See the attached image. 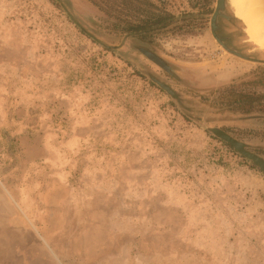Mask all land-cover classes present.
<instances>
[{
	"label": "rangeland",
	"instance_id": "374dc122",
	"mask_svg": "<svg viewBox=\"0 0 264 264\" xmlns=\"http://www.w3.org/2000/svg\"><path fill=\"white\" fill-rule=\"evenodd\" d=\"M215 4L0 0V264H264V172L209 130L264 158V50Z\"/></svg>",
	"mask_w": 264,
	"mask_h": 264
},
{
	"label": "water",
	"instance_id": "95a60500",
	"mask_svg": "<svg viewBox=\"0 0 264 264\" xmlns=\"http://www.w3.org/2000/svg\"><path fill=\"white\" fill-rule=\"evenodd\" d=\"M227 6H229L227 0H216L215 8H214V10H213V12L211 13V16H210V31H211V34H212L213 38L215 39V41L224 50H226L230 54H233L235 56H238V57H241V58H244V59H253L249 55L240 52V50H238L234 46H232V45L227 43V42H229L230 38H229L228 35H226L225 33L222 32L221 20L222 19H226V20L238 19L239 20V18L236 17L231 10H230L231 13L228 11ZM61 7L63 8V10L65 12H67V9H66V7L64 5L61 4ZM138 50L147 59H149L151 62H153L154 64L158 65L162 69H164L166 72H168V73H172L173 72L170 63L165 58H163L162 56L158 55L157 53H155L152 50H150L148 48H145V47H139ZM253 60L264 63V59H253ZM153 80L162 89H164L168 94H170L172 96L175 95V91L169 85H167L164 82L159 81L156 78H153ZM209 130L216 137H218L221 140L229 143L239 154H241L242 156H244V157L252 160L253 162H255L260 167V169L264 172V158L262 156H260V155H258L256 153L248 150L245 147V144L243 142L235 139L233 136H231L230 134H228L226 131H224L221 128L211 127V128H209Z\"/></svg>",
	"mask_w": 264,
	"mask_h": 264
},
{
	"label": "bare ground",
	"instance_id": "6f19581e",
	"mask_svg": "<svg viewBox=\"0 0 264 264\" xmlns=\"http://www.w3.org/2000/svg\"><path fill=\"white\" fill-rule=\"evenodd\" d=\"M232 1L235 11L230 10L250 32V41L258 49L264 50V0ZM227 2L229 5V0Z\"/></svg>",
	"mask_w": 264,
	"mask_h": 264
},
{
	"label": "trees",
	"instance_id": "16d2710c",
	"mask_svg": "<svg viewBox=\"0 0 264 264\" xmlns=\"http://www.w3.org/2000/svg\"><path fill=\"white\" fill-rule=\"evenodd\" d=\"M230 146V145H229Z\"/></svg>",
	"mask_w": 264,
	"mask_h": 264
}]
</instances>
